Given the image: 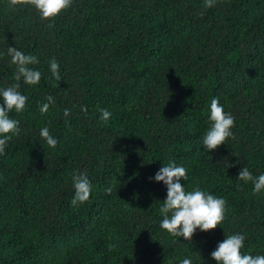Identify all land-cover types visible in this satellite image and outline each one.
I'll use <instances>...</instances> for the list:
<instances>
[{
	"label": "trees",
	"instance_id": "1",
	"mask_svg": "<svg viewBox=\"0 0 264 264\" xmlns=\"http://www.w3.org/2000/svg\"><path fill=\"white\" fill-rule=\"evenodd\" d=\"M8 45L35 54L42 76L19 82L28 100L9 113L21 130L0 154V264H217L210 252L224 230L246 234L242 251L264 253V190L237 181L245 165L264 172V0H72L54 18L31 0H0V86L16 82ZM213 96L235 135L207 153ZM45 125L54 147L39 136ZM169 159L186 167L189 190L224 197L221 226L191 240L160 228L166 186L149 178ZM74 170L93 184L77 205Z\"/></svg>",
	"mask_w": 264,
	"mask_h": 264
},
{
	"label": "clouds",
	"instance_id": "2",
	"mask_svg": "<svg viewBox=\"0 0 264 264\" xmlns=\"http://www.w3.org/2000/svg\"><path fill=\"white\" fill-rule=\"evenodd\" d=\"M11 3L14 4L15 0H11ZM71 3L72 0H31L32 6L42 18H54L70 7ZM213 3L214 0H204L206 7H211ZM6 54L10 57L11 63L16 66L12 74L16 82L0 86V154L4 152L13 136L19 134L21 130L20 121L9 115L13 110L16 113L21 112L28 100L27 95L20 90L19 82L22 80L25 84L35 85L42 76L38 68L31 67L39 63V58L35 54L25 53L12 45H8ZM3 55L5 53L0 52V56ZM48 68L52 77L56 80L61 79L59 62L55 57L49 59ZM54 103V97L47 95L38 105L40 113H46ZM98 111L99 119L102 121H107L112 116L111 111L106 107H101ZM69 112L68 108L64 109L66 117ZM206 121L208 126L200 137V145L203 146L204 152L209 153L217 149L219 145L226 143L228 138L234 137L232 128L235 117L231 111L225 109V105L219 102L217 96H213L207 105ZM39 136L52 147L58 142L57 138L50 134L46 125L39 129ZM198 150L201 151L200 147ZM237 177V181L245 183L251 181L254 193L264 190V172L253 175L245 165L239 170ZM149 179L162 182L166 186V196L158 209L161 216L159 220L161 229L167 230L169 234L178 238L191 240L197 230L208 231L215 229L218 225L221 226L226 212L224 197L214 195L200 187H193L189 190L186 184L182 183L187 180V169L183 164L171 159L166 163L162 162L161 167ZM71 181L74 191L70 204L77 205L87 201L93 188L89 175L83 170H74L71 174ZM105 191H112L110 184L105 187ZM224 233V239L219 241L210 252V256L217 264H264V253L252 254L242 251L246 239L245 233L239 231L226 233L225 230ZM178 264H192V258L185 256L179 259Z\"/></svg>",
	"mask_w": 264,
	"mask_h": 264
}]
</instances>
